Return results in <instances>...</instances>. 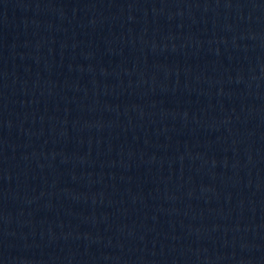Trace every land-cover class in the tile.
Listing matches in <instances>:
<instances>
[{"label":"water","instance_id":"95a60500","mask_svg":"<svg viewBox=\"0 0 264 264\" xmlns=\"http://www.w3.org/2000/svg\"><path fill=\"white\" fill-rule=\"evenodd\" d=\"M0 264H264V0H0Z\"/></svg>","mask_w":264,"mask_h":264}]
</instances>
